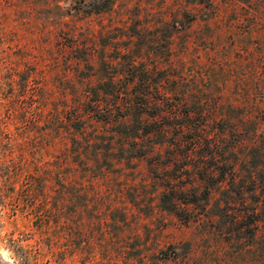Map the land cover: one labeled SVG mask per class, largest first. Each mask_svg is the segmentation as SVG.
<instances>
[{"label": "trees", "instance_id": "16d2710c", "mask_svg": "<svg viewBox=\"0 0 264 264\" xmlns=\"http://www.w3.org/2000/svg\"><path fill=\"white\" fill-rule=\"evenodd\" d=\"M67 1L0 0L3 28L14 22L28 26L38 14L44 15L40 34L32 28L33 36L18 48V60H0V122L3 117L17 120L19 133L33 144L40 166H50L56 190L66 195L64 220L71 231H81L86 213L97 207L100 195L95 188L101 179L125 166L139 173L140 169H133L136 163L145 164L146 177L141 180L156 188L161 211L179 220L186 216V225L200 221V216H187L194 207L204 217L207 214L211 189L205 185H235L238 164L249 160L244 151L250 152L257 142L256 133L248 134L245 128L251 118L232 117L234 109L227 132L210 126L206 113L210 102L203 98L202 88L211 85V75H185L172 59L173 35L197 21V5L209 7L208 20L217 18L218 0H195L171 19L161 18V28L168 35L150 37L148 42L156 49L147 59L132 51L131 35L119 37L114 30L104 33L68 20L70 10L61 5ZM69 1L76 14L89 17L110 12L116 2ZM259 1L249 3L256 6ZM123 40L126 47L119 46ZM261 101L264 104V94ZM260 121L258 128L264 124V113ZM251 138L253 145L247 141ZM206 161L211 164L205 166ZM262 164V171L257 167L246 172L252 186L248 191L236 190V197L247 195L264 204ZM233 204L225 201L218 217H231L234 226L249 213L223 212ZM31 208L25 215L39 221L42 231L53 216L63 214L60 207L51 212L42 200ZM260 223L264 225V217L245 228L253 233ZM259 262L264 264V247Z\"/></svg>", "mask_w": 264, "mask_h": 264}, {"label": "rangeland", "instance_id": "374dc122", "mask_svg": "<svg viewBox=\"0 0 264 264\" xmlns=\"http://www.w3.org/2000/svg\"><path fill=\"white\" fill-rule=\"evenodd\" d=\"M249 1L218 0L220 15L210 20L209 7L197 5V21L187 31L172 37V59L180 72L183 70L188 76L211 75V85L202 88L206 92L203 98L210 102L206 111L210 126L227 132L228 118L234 109L236 115L232 117L251 118L245 125L246 131L257 135L256 147L243 153L248 162L238 164L235 185H205L211 189L205 217L216 218V222L206 219L198 207L189 208L187 217L202 219L188 225L184 222L186 216L179 220L161 211L155 198L156 188L141 180L146 177L145 164L136 163L133 169H140L139 173H132L131 166H125L115 175L101 179L95 188L100 195L97 207L88 210L81 231H71L64 220L66 195L56 190L50 166H40L33 144L19 133L18 121L3 117L0 264H260L264 225L260 223L253 233L245 227L263 219L264 204L247 195L243 199L234 195L241 187L243 191L251 188L246 172L252 173L257 167L262 171L264 163V124L258 128L264 113V104L260 102L264 94V0L256 6ZM194 2L116 0L110 12L90 17L83 12L76 14L69 0L61 5L70 10L68 20L82 28L89 25L104 33L114 30L119 37L131 35L132 51L147 59L156 49L148 42L150 37L158 33L164 39L168 35L161 28V18L171 19L174 13L189 9ZM43 16L38 14L28 26L17 22L0 26L1 62L4 58L18 60V48L33 36L32 28L36 34L43 28ZM138 34L140 38L136 37ZM123 41L119 46L126 47L127 42ZM247 141L254 144L252 138ZM210 164L205 162V166ZM40 200L46 201L51 212L58 207L63 211L61 216L48 221L44 231L38 229L39 221L25 215ZM225 201L234 204L223 212L241 216L249 213L247 219L233 226L231 217H218ZM254 211L256 214H252Z\"/></svg>", "mask_w": 264, "mask_h": 264}]
</instances>
